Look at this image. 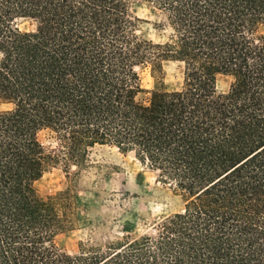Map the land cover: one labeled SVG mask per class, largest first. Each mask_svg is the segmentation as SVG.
Returning a JSON list of instances; mask_svg holds the SVG:
<instances>
[{"label": "trees", "instance_id": "1", "mask_svg": "<svg viewBox=\"0 0 264 264\" xmlns=\"http://www.w3.org/2000/svg\"><path fill=\"white\" fill-rule=\"evenodd\" d=\"M140 3L165 42L138 35ZM263 28L264 0H0V264H264ZM166 61L182 88L165 87ZM96 147L132 154L183 205L146 235L70 253L57 238L71 196L36 183Z\"/></svg>", "mask_w": 264, "mask_h": 264}, {"label": "rangeland", "instance_id": "2", "mask_svg": "<svg viewBox=\"0 0 264 264\" xmlns=\"http://www.w3.org/2000/svg\"><path fill=\"white\" fill-rule=\"evenodd\" d=\"M134 12L140 19V37L154 43L166 41L169 30L163 29L164 17L160 13L144 3L136 5ZM163 68L165 87L182 88L183 65L166 61ZM137 71L143 87L153 89L152 69L145 66ZM232 83L231 76L218 75V94L227 93ZM41 138L46 146H56L52 134L43 133ZM89 161L83 169L62 164L52 167L36 183L44 199L59 193L71 196L73 228L57 238L58 245L70 253H78L82 243L107 246L146 235L183 205L180 197L158 180L157 173L140 164L132 154L96 147Z\"/></svg>", "mask_w": 264, "mask_h": 264}]
</instances>
